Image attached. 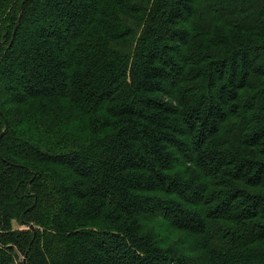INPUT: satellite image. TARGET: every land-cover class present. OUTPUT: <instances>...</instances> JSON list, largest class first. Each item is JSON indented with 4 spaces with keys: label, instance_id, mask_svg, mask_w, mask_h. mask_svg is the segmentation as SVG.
Segmentation results:
<instances>
[{
    "label": "trees",
    "instance_id": "1",
    "mask_svg": "<svg viewBox=\"0 0 264 264\" xmlns=\"http://www.w3.org/2000/svg\"><path fill=\"white\" fill-rule=\"evenodd\" d=\"M21 255L264 264V0H0V264Z\"/></svg>",
    "mask_w": 264,
    "mask_h": 264
},
{
    "label": "rangeland",
    "instance_id": "2",
    "mask_svg": "<svg viewBox=\"0 0 264 264\" xmlns=\"http://www.w3.org/2000/svg\"><path fill=\"white\" fill-rule=\"evenodd\" d=\"M13 228L14 229H27V228H30V229H32L30 226H26V225H24V224H21L17 219H14L13 220ZM33 230V229H32ZM35 230H36V227H35ZM203 237H201V236H198V237H196V239H202ZM195 239V238H194ZM26 256H23V255H21L20 257H18V261L20 262V261H23L24 260V258H25ZM260 264H263V263H260Z\"/></svg>",
    "mask_w": 264,
    "mask_h": 264
},
{
    "label": "water",
    "instance_id": "3",
    "mask_svg": "<svg viewBox=\"0 0 264 264\" xmlns=\"http://www.w3.org/2000/svg\"><path fill=\"white\" fill-rule=\"evenodd\" d=\"M30 227L35 231V226L33 224H30ZM24 262L26 264V257L24 258Z\"/></svg>",
    "mask_w": 264,
    "mask_h": 264
}]
</instances>
